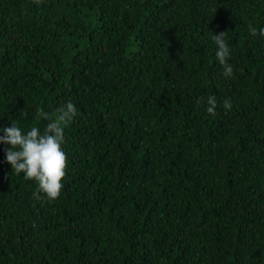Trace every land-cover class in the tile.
<instances>
[{
    "label": "trees",
    "instance_id": "16d2710c",
    "mask_svg": "<svg viewBox=\"0 0 264 264\" xmlns=\"http://www.w3.org/2000/svg\"><path fill=\"white\" fill-rule=\"evenodd\" d=\"M260 29L264 0H0V128L78 110L54 201L0 144V264H264Z\"/></svg>",
    "mask_w": 264,
    "mask_h": 264
},
{
    "label": "clouds",
    "instance_id": "9594fccd",
    "mask_svg": "<svg viewBox=\"0 0 264 264\" xmlns=\"http://www.w3.org/2000/svg\"><path fill=\"white\" fill-rule=\"evenodd\" d=\"M248 27L251 35H257L255 27L251 25ZM259 35L264 36V29H260ZM225 36V32L214 34L212 40L217 46L216 58L224 67V76L231 77L233 68L228 64L230 48ZM207 103L209 105L207 112L215 116L217 107L215 97L210 96ZM223 107L231 110L230 100L225 99ZM77 111L75 105L68 102L57 110L53 119L49 113L38 108L37 118L48 121L43 134L35 126L24 133L14 123L11 127L0 128V132L4 133L0 136V144L9 146L6 150V160L12 166L13 172L23 173L25 179L38 182V192L34 193L35 199H41L40 192L53 201L61 194L67 168V157L61 148L64 128L72 122Z\"/></svg>",
    "mask_w": 264,
    "mask_h": 264
}]
</instances>
